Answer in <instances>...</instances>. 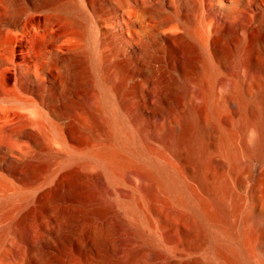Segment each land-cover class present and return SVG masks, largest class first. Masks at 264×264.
I'll return each mask as SVG.
<instances>
[{
    "label": "bare ground",
    "instance_id": "6f19581e",
    "mask_svg": "<svg viewBox=\"0 0 264 264\" xmlns=\"http://www.w3.org/2000/svg\"><path fill=\"white\" fill-rule=\"evenodd\" d=\"M0 264H264V0H0Z\"/></svg>",
    "mask_w": 264,
    "mask_h": 264
}]
</instances>
